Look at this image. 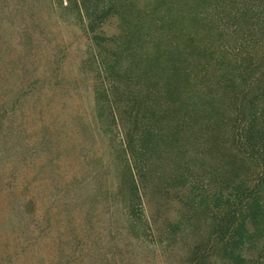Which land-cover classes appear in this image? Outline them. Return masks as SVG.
Returning a JSON list of instances; mask_svg holds the SVG:
<instances>
[{"label":"trees","instance_id":"16d2710c","mask_svg":"<svg viewBox=\"0 0 264 264\" xmlns=\"http://www.w3.org/2000/svg\"><path fill=\"white\" fill-rule=\"evenodd\" d=\"M51 8L85 36L84 92L101 132L119 129L131 228L156 227L168 256L179 242L177 264H264V0Z\"/></svg>","mask_w":264,"mask_h":264},{"label":"rangeland","instance_id":"374dc122","mask_svg":"<svg viewBox=\"0 0 264 264\" xmlns=\"http://www.w3.org/2000/svg\"><path fill=\"white\" fill-rule=\"evenodd\" d=\"M28 1L0 0V264H177L179 242L168 256L156 227L131 228L119 129L101 132L84 92L85 36Z\"/></svg>","mask_w":264,"mask_h":264}]
</instances>
